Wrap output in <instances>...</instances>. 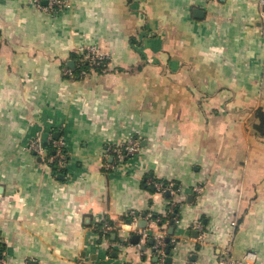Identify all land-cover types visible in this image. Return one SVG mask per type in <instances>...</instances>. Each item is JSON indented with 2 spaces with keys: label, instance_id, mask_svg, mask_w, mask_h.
Listing matches in <instances>:
<instances>
[{
  "label": "crops",
  "instance_id": "1",
  "mask_svg": "<svg viewBox=\"0 0 264 264\" xmlns=\"http://www.w3.org/2000/svg\"><path fill=\"white\" fill-rule=\"evenodd\" d=\"M67 1L0 0L4 264H154L160 233L164 264H264V0ZM51 134L61 170L27 147Z\"/></svg>",
  "mask_w": 264,
  "mask_h": 264
},
{
  "label": "built area",
  "instance_id": "2",
  "mask_svg": "<svg viewBox=\"0 0 264 264\" xmlns=\"http://www.w3.org/2000/svg\"><path fill=\"white\" fill-rule=\"evenodd\" d=\"M34 3L42 7L45 11L51 13H58L70 7V3L67 0H33ZM44 1V2H43ZM79 53V63H83L84 61L88 63L89 67L84 69H80V75L85 76L88 74L89 70H93L98 66H102L103 68L106 67V63L108 61V55L99 50L95 45L86 44L81 45L78 47ZM65 139L63 136L54 137L52 134L50 136V145L52 150H48L45 145L42 143L40 138L34 137L32 138L27 147L29 150L35 152L40 157L44 158L46 162H50L58 169H63L67 166L68 158H67V151L65 145ZM139 142L136 138H129L124 142L118 143L112 147H107L105 149V156L111 154L113 157L112 164L119 165L123 164L126 159L130 156L135 155L139 148ZM152 186L155 190L161 193L165 192H173L174 185L171 182H164L160 179H153L151 182ZM196 191H201L202 187L197 186L195 187ZM154 219L155 222H161V220ZM153 220V219H152ZM133 227L137 226L136 219L133 220L132 223ZM197 226L199 228L202 227L201 223L198 222ZM113 225L110 223L105 222L103 225V229L105 231L111 230ZM164 230V229H163ZM200 238H203V232L200 234ZM1 245V243H0ZM167 241L166 238L160 234L152 237V245H151V254L156 261L154 264H164L167 251H166ZM251 253H248L245 258H247ZM0 264H4L3 252L0 248Z\"/></svg>",
  "mask_w": 264,
  "mask_h": 264
},
{
  "label": "trees",
  "instance_id": "3",
  "mask_svg": "<svg viewBox=\"0 0 264 264\" xmlns=\"http://www.w3.org/2000/svg\"><path fill=\"white\" fill-rule=\"evenodd\" d=\"M82 66L85 67V68H88V67H89L88 63L85 62V61L82 63ZM101 68H102V66H98V67H97V70H98V71H101V70H102ZM0 248H1V250H2V245H0ZM167 250H168V253H169V252H170V244H169V241H167L166 251H167Z\"/></svg>",
  "mask_w": 264,
  "mask_h": 264
},
{
  "label": "water",
  "instance_id": "4",
  "mask_svg": "<svg viewBox=\"0 0 264 264\" xmlns=\"http://www.w3.org/2000/svg\"><path fill=\"white\" fill-rule=\"evenodd\" d=\"M198 12H199V10L197 11V13ZM171 231H172V227L170 228V232ZM168 240H169V237L166 238V241H168ZM150 241H152V239ZM167 252H168V250H167ZM169 261H170V258H167L166 262L169 263Z\"/></svg>",
  "mask_w": 264,
  "mask_h": 264
}]
</instances>
